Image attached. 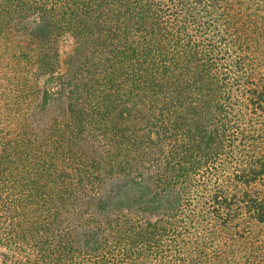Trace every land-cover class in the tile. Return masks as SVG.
Wrapping results in <instances>:
<instances>
[{
    "label": "trees",
    "instance_id": "obj_1",
    "mask_svg": "<svg viewBox=\"0 0 264 264\" xmlns=\"http://www.w3.org/2000/svg\"><path fill=\"white\" fill-rule=\"evenodd\" d=\"M0 264H264V0H0Z\"/></svg>",
    "mask_w": 264,
    "mask_h": 264
},
{
    "label": "rangeland",
    "instance_id": "obj_2",
    "mask_svg": "<svg viewBox=\"0 0 264 264\" xmlns=\"http://www.w3.org/2000/svg\"><path fill=\"white\" fill-rule=\"evenodd\" d=\"M74 43L72 40H68L66 44V51L71 53V64L69 66V73L74 71L78 64L83 60V51H82V46H79L74 49ZM63 106H58V105H51L48 107V111L44 117L43 122L46 123L52 116L57 115L61 116Z\"/></svg>",
    "mask_w": 264,
    "mask_h": 264
}]
</instances>
